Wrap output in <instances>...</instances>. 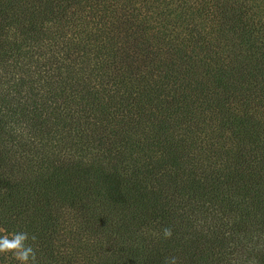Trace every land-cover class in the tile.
I'll return each mask as SVG.
<instances>
[{
  "label": "trees",
  "instance_id": "obj_1",
  "mask_svg": "<svg viewBox=\"0 0 264 264\" xmlns=\"http://www.w3.org/2000/svg\"><path fill=\"white\" fill-rule=\"evenodd\" d=\"M0 229L37 264H264V0H0Z\"/></svg>",
  "mask_w": 264,
  "mask_h": 264
},
{
  "label": "clouds",
  "instance_id": "obj_2",
  "mask_svg": "<svg viewBox=\"0 0 264 264\" xmlns=\"http://www.w3.org/2000/svg\"><path fill=\"white\" fill-rule=\"evenodd\" d=\"M0 232H4L0 235V256L5 258L10 256L18 264H37L36 249L33 247L37 237L34 234L30 236L26 231L7 233L6 230L2 229ZM172 234L170 228L163 229V235L166 239L171 238ZM166 264H177V259L171 257L166 261Z\"/></svg>",
  "mask_w": 264,
  "mask_h": 264
}]
</instances>
